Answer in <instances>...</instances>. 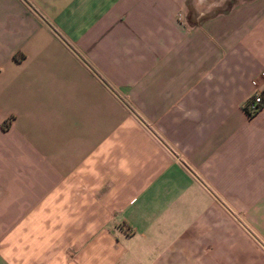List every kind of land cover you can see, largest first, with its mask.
Listing matches in <instances>:
<instances>
[{
	"label": "crops",
	"instance_id": "1",
	"mask_svg": "<svg viewBox=\"0 0 264 264\" xmlns=\"http://www.w3.org/2000/svg\"><path fill=\"white\" fill-rule=\"evenodd\" d=\"M0 264H264V0H0Z\"/></svg>",
	"mask_w": 264,
	"mask_h": 264
},
{
	"label": "built area",
	"instance_id": "2",
	"mask_svg": "<svg viewBox=\"0 0 264 264\" xmlns=\"http://www.w3.org/2000/svg\"><path fill=\"white\" fill-rule=\"evenodd\" d=\"M262 102L263 98L261 92L255 91L245 102V110L247 111V113H252L259 107Z\"/></svg>",
	"mask_w": 264,
	"mask_h": 264
}]
</instances>
